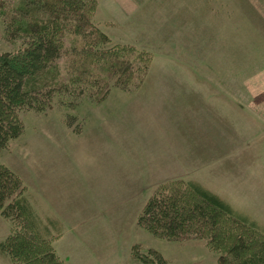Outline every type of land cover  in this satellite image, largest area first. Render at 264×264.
<instances>
[{
	"label": "rangeland",
	"instance_id": "obj_1",
	"mask_svg": "<svg viewBox=\"0 0 264 264\" xmlns=\"http://www.w3.org/2000/svg\"><path fill=\"white\" fill-rule=\"evenodd\" d=\"M13 1L0 2V54L23 47L21 39L5 33L3 18ZM147 1L149 7L128 19L115 0H98L92 17L111 49L126 58L134 57L131 47L151 61L144 80L117 85L111 78L99 86L109 88L105 98L86 95L76 108L59 98L46 112L23 111V133L0 150V164L22 179L43 235L64 264H143L136 245L165 264H220L205 240L158 237L140 224L150 197L171 181L178 189V182H198L264 230V98L251 102L247 86L263 71L264 0H200L188 6L185 18L197 25L206 20L197 40L207 42L212 58L186 72L177 59L164 61L162 46L147 37L157 33L158 24L163 29L177 0ZM144 19L145 25L154 21L147 32ZM166 24L164 29L173 28ZM182 25L189 22L182 18ZM221 52L228 55L218 62ZM70 57L59 60L64 77ZM185 77L211 81L205 87L219 96L214 111L199 110L204 98L198 99L194 87L176 89L175 81ZM12 230L0 213V244ZM0 264H13L1 248Z\"/></svg>",
	"mask_w": 264,
	"mask_h": 264
},
{
	"label": "trees",
	"instance_id": "obj_2",
	"mask_svg": "<svg viewBox=\"0 0 264 264\" xmlns=\"http://www.w3.org/2000/svg\"><path fill=\"white\" fill-rule=\"evenodd\" d=\"M12 7L3 18L5 33L21 39L23 47L0 54V150L23 133V111L46 112L59 98L76 108L86 95L105 98L109 88H99L111 78L117 85L144 80L151 61L131 47L134 57L124 58L93 23L98 0H17ZM68 54L64 77L59 60ZM173 183L160 185L148 200L139 218L144 228L158 237L205 240L220 264H264V230L255 221L198 182H178L181 189ZM25 192L19 175L0 164V213L13 225L0 248L13 264H64L43 235ZM136 257L143 264H165L137 245Z\"/></svg>",
	"mask_w": 264,
	"mask_h": 264
},
{
	"label": "crops",
	"instance_id": "obj_3",
	"mask_svg": "<svg viewBox=\"0 0 264 264\" xmlns=\"http://www.w3.org/2000/svg\"><path fill=\"white\" fill-rule=\"evenodd\" d=\"M199 1L200 0H183L182 2H181V0H177V2L173 1V12L170 14V17L165 21V23H161L163 29L161 30L160 25L158 24L157 25L158 26L157 33H155V34L152 33L150 36H147V37H150L149 38V41H151V42H149L150 44H153L154 42H156L157 47L162 46L161 48L163 49V52H161V53H163V56H164L163 60L164 61L166 60V62L168 63L170 61L169 59H171L170 62H173L177 59L175 64L177 65L178 69H182L185 72H186V70L188 71L189 69H192L191 64L193 66H195V64L198 62H199V64H201L202 62L206 63L207 57H208L207 42L206 41L202 42V41L197 40V37H198V31L197 30L202 25V22L206 21V20L199 22V25H197L198 21L195 20L194 18L193 19L189 18V17L185 18V16H187L189 14L188 6H191L193 4L196 5L197 2H199ZM115 2H116V5L119 7L120 12L122 11L126 15L130 16V17H128V19L132 18L135 13H138V11L141 9L142 6L146 7L149 5V2L147 0H115ZM114 7L117 10V7L115 5H114ZM114 12H116V11L114 10ZM144 12H146V10H144ZM205 14H207V8H205ZM182 18H183V20H186L189 22V27L184 28V26L182 25ZM126 19H127V17L125 16V20ZM153 22L154 21L149 20L147 25H145L146 20L144 19V25H145L144 29L146 30L149 27V25L152 24ZM166 23H168V24L171 23L169 25L173 28L172 29H167V28L164 29V26H167ZM146 32H147V30H146ZM206 32L210 33V31H208V30ZM146 35H144V42L148 43V41L146 40ZM233 35H234V33H233ZM165 37L167 39L170 38V39H168L169 41H164ZM203 37L206 38L207 33L204 34ZM224 37H227V35ZM153 38H156V41L150 40ZM171 49H173V52L170 51ZM219 54L221 55V57H218V62H222L223 60H225V57L228 55L226 53L225 56H223L224 55L223 52H221ZM198 56H199V60H198ZM171 57H173V58H171ZM211 58L212 57L209 55V57H208L209 61L211 60ZM261 62H262V60L260 61V63ZM263 63H264V61L261 63V67H262L263 71L261 70L260 73L256 77H253L252 80L249 81L247 84V86L250 89L251 94H252L251 102H253V103L254 102H261L264 98V66H262ZM261 67H260V69H261ZM189 74H190V72H189ZM185 80L186 81H177V83L175 81L174 86L177 87L176 89L180 88L182 90H185L184 86L186 88L187 87H191V88L194 87V90L197 91L199 93V95H201L198 99L201 100L202 98H204L203 101L201 100L204 104L199 105V107H198L199 110L203 111V110L213 109L212 111H214L212 103H215V101H218L219 96L214 95L211 91H209V89H206V87H205L206 86L205 82H207V84L208 83L210 84L211 81H205L204 83H202L200 81H188L189 80L188 77H185ZM196 87H202V88L199 89ZM189 89L190 88H188V91H189ZM216 105H218V104L216 103ZM216 108H217V106H216ZM225 108L228 109V105H226ZM218 110L221 112V109H218Z\"/></svg>",
	"mask_w": 264,
	"mask_h": 264
}]
</instances>
